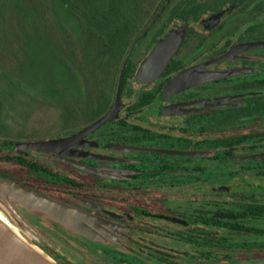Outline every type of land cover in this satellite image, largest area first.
Listing matches in <instances>:
<instances>
[{
  "label": "flooded vegetation",
  "instance_id": "af4514ba",
  "mask_svg": "<svg viewBox=\"0 0 264 264\" xmlns=\"http://www.w3.org/2000/svg\"><path fill=\"white\" fill-rule=\"evenodd\" d=\"M61 6L77 30L55 25L54 59L77 91L50 139L89 171L34 153L0 155V174L101 237L42 222L61 244L36 246L56 264H264V0Z\"/></svg>",
  "mask_w": 264,
  "mask_h": 264
},
{
  "label": "rangeland",
  "instance_id": "374dc122",
  "mask_svg": "<svg viewBox=\"0 0 264 264\" xmlns=\"http://www.w3.org/2000/svg\"><path fill=\"white\" fill-rule=\"evenodd\" d=\"M53 7L50 0H0V144L51 140L77 91L69 69L54 59L61 42L55 25L75 31L76 22L61 4Z\"/></svg>",
  "mask_w": 264,
  "mask_h": 264
},
{
  "label": "water",
  "instance_id": "95a60500",
  "mask_svg": "<svg viewBox=\"0 0 264 264\" xmlns=\"http://www.w3.org/2000/svg\"><path fill=\"white\" fill-rule=\"evenodd\" d=\"M164 47V44H160L157 52H168ZM170 52H173V48ZM174 82L165 90L164 95L173 88ZM101 123L102 121L95 126ZM71 140L51 139L8 145L2 143L0 155L28 157L34 153L50 154L57 156L60 161L84 169L83 165H77L68 159ZM84 213L66 202L0 174V264H56L35 244L42 242L44 238L52 245L61 244V241L44 229L42 222L49 223L50 226L60 223L83 236L98 240L101 237L99 221Z\"/></svg>",
  "mask_w": 264,
  "mask_h": 264
},
{
  "label": "trees",
  "instance_id": "16d2710c",
  "mask_svg": "<svg viewBox=\"0 0 264 264\" xmlns=\"http://www.w3.org/2000/svg\"><path fill=\"white\" fill-rule=\"evenodd\" d=\"M51 1H52L53 3H56V2H58V3H60V4L62 3V4H64V5H65V4H72V0H50V2H51ZM43 18H44V17H43ZM96 19H98V18H96ZM82 26H83V25H82ZM85 34L88 35V36H90V35H97L98 33H95V32H94V33H90V32H89V34H88V33L85 32L84 35H85Z\"/></svg>",
  "mask_w": 264,
  "mask_h": 264
}]
</instances>
